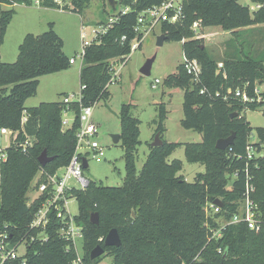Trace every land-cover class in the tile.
<instances>
[{"label":"trees","instance_id":"16d2710c","mask_svg":"<svg viewBox=\"0 0 264 264\" xmlns=\"http://www.w3.org/2000/svg\"><path fill=\"white\" fill-rule=\"evenodd\" d=\"M32 1L0 0V46L14 14L12 7L31 5ZM162 1L117 0L114 11L117 4L130 6L132 11L121 15L98 43L86 47L79 70L80 86H84L79 102L53 101L25 106L26 99L36 94L40 76L70 66L63 51V40L52 24L41 34L24 36L15 62L0 60V126L17 132L15 140L5 149V160L0 162V231L6 230L11 240H18L26 233L27 237L36 234L37 230L29 229L28 225L45 195H39L28 204L25 193L30 182L38 172L42 176L39 183L45 181L69 163L75 152L81 105L93 106L98 100L109 98V60L124 59L131 52L137 12ZM250 1L260 7L252 10L238 0H185L183 17L161 24L160 32L166 40L182 41L183 54L197 59L201 65L198 82H194L180 64L164 83L184 91L181 126L202 136L200 142L185 143L184 152L188 162L202 164L204 171L198 172L193 181H187L179 173L182 162L168 160L180 143L165 139L161 146L150 147L145 162L137 170L136 151L141 143L139 120L131 114L132 104H122L119 112L125 163L122 184L106 186L89 181L83 189L68 190V197L78 204L75 221L83 228L81 245L85 264H97L104 255L112 257V264H264V225L254 231L244 223L230 224L218 239L207 242L209 230L204 225L203 210L207 200L220 197L222 214L227 218L231 216L243 191V176L240 172L241 176L231 182L232 188L226 189L229 174L244 166V158L238 156L245 155L253 129L256 138L251 145L258 153L264 145V126L253 128L240 116L243 108L254 109L256 104H243L234 95L240 89L255 97L257 84L264 85V52L254 58L251 43L249 50L245 48L246 52L239 47L238 38L243 33H252L255 26L264 24V0ZM39 4L82 13L89 0H65L63 4L39 0ZM2 5L11 8L3 9ZM196 19L202 27H216L232 35L225 40L221 60L208 50L203 39L189 38V27ZM123 35L126 39L122 41ZM240 44L243 45L244 40ZM202 88H205L204 93H200ZM66 108L74 114V119L70 126L63 127L62 111ZM234 111L239 112L238 116L231 118ZM165 118V109L159 105L155 132H159L160 137ZM232 132L235 133L234 143L225 150L217 149L216 141ZM43 150L54 158L42 166L38 156ZM250 173L255 186L253 198L264 210V155L250 160ZM93 212L99 216L98 224L90 222ZM208 221L209 225H215L212 218ZM60 224L61 219L52 211L46 226L48 238L30 244L27 264H69L76 257L72 242L59 235ZM111 228L118 230L120 246L103 245ZM96 245L103 246L104 253L90 259L89 253ZM218 247L223 253L217 252ZM198 254L200 260L195 261ZM6 264H19V261Z\"/></svg>","mask_w":264,"mask_h":264},{"label":"rangeland","instance_id":"374dc122","mask_svg":"<svg viewBox=\"0 0 264 264\" xmlns=\"http://www.w3.org/2000/svg\"><path fill=\"white\" fill-rule=\"evenodd\" d=\"M65 1V0H64ZM63 0L60 3L63 4ZM240 4L249 6L255 5L250 0H238ZM3 9L11 8L2 5ZM117 7L120 8L119 4ZM14 14L9 22L3 42L0 46V60L4 63L16 61L19 45L27 33L41 34L53 25L55 33L63 40V51L68 58H73L68 69L40 76L36 94L27 98L26 107L37 106L41 102L62 101L64 95L80 93L79 70L82 66L81 53L83 45L81 41L82 25L86 40H93L95 34L93 28H98V23L107 22L114 10L109 6L107 0H89L88 7L82 13L72 12L52 7H44L35 0L31 5L16 4L12 7ZM198 20V19H196ZM252 33L245 32L239 40V47L251 51L258 58V53L264 52V24L255 26ZM191 36L189 38L203 39L204 44L210 52L221 60L225 49V40L232 36L227 31H221L216 27L193 28L189 27ZM160 29L156 27L147 34L139 48L132 50L124 63L122 60H115L112 65L117 75L112 83L108 84L110 96L108 99H100L92 106V121L97 126V134L93 140L103 149L100 160L92 157V151L81 148L79 151L87 159V168H83V177L88 181L101 183L106 186H120L125 176V163L123 159L124 148L121 141L114 143L112 135L120 133L119 112L122 104H132L131 114L139 120L140 144L136 151V168L139 170L150 150V144L154 139L158 120L159 105H163L166 118L163 121L164 132L161 139L169 142H179L177 147L168 157V160L177 159L182 162V174L187 181H193L198 172L204 171V166L197 162H188L184 152V144L200 142L202 136L192 129H185L181 126L183 118V90L181 88L168 87L165 85V78L177 71V67L183 61L182 41L164 40L162 45H157V36ZM249 33V34H248ZM189 38H185L188 40ZM184 39V40H185ZM244 40L241 45L240 41ZM247 44V45H246ZM246 46V47H245ZM246 52V51H245ZM154 56L150 74L144 75L140 72L141 66L147 59ZM218 62V67H221ZM264 67V64H263ZM114 76V75H113ZM158 78L160 81L155 82ZM258 94H255L254 109L243 108L240 116H244L253 127L264 126V85L257 84ZM261 102V103H260ZM67 118L73 121L74 114L68 113ZM255 129L249 138L255 141ZM11 138L9 135H0V148L5 149ZM264 155V145L260 153ZM65 172L63 167L57 169L56 174L62 176ZM38 172L29 184L25 193L26 201L31 204L39 195L37 186L42 176ZM68 187L81 189V185L74 179L67 180ZM66 210L72 216L78 213L77 201L70 197L67 200ZM22 250V249H21ZM77 250L83 253L80 242ZM97 264H112V257L104 255Z\"/></svg>","mask_w":264,"mask_h":264},{"label":"built area","instance_id":"2783aa9c","mask_svg":"<svg viewBox=\"0 0 264 264\" xmlns=\"http://www.w3.org/2000/svg\"><path fill=\"white\" fill-rule=\"evenodd\" d=\"M60 3V0H55ZM185 0H163L161 3L147 7L137 12L136 21L133 27V31L136 37L131 41L130 50H135L140 47L144 37L152 32L156 27L160 29L163 22H175L183 17V3ZM39 0H35L38 3ZM260 7L259 5H253L251 9ZM114 10V9H113ZM132 11L130 6H120L117 8L113 15L109 16L107 22L98 23V28H93L92 32L95 34L93 40H86V34L84 33V25H82L81 41L83 45V50L81 53V60L83 62V57L85 54V49L92 43H98L100 37L106 34L108 29L119 19L123 14ZM193 28L197 29L201 26L199 20H195L192 23ZM126 36L123 35L121 40H125ZM115 60H122L125 62L126 57L121 59L119 57L112 58L109 60V68L111 70L112 83L117 75V71L114 70L112 63ZM73 58H69V63H74ZM183 68L186 73L190 75L194 82H198L201 74V65L195 58H189L183 54L182 61ZM221 65V64H219ZM114 75V76H113ZM158 78L155 82H159ZM84 86H80L83 89ZM81 91V90H80ZM205 88L200 89V93H204ZM255 94H258L257 87L255 88ZM218 96V93H215ZM235 97L243 104L251 103L255 101V97H250L245 90L237 89L234 93ZM81 98V92L79 96L75 97V94L64 95L62 102L64 104H70L71 102H79ZM264 111V109H263ZM71 112L69 109H64L62 111V126H70L73 121H69L67 118L68 113ZM24 121V118L23 120ZM97 126L92 121V106L86 105L80 108L79 114V125L76 132V147L75 152L72 155L69 163L63 168L65 172L62 176H58L55 172L54 175L48 176L45 181H41L37 186L38 195H45L44 200L41 205L34 213L28 227L29 229L37 230L35 235L27 237V233L23 235L18 240H11L8 236L6 230L0 231V264H6L13 260L19 261V264H27V252L30 244L35 240L45 241L48 238L46 233V226L50 221V214L54 211L58 218L61 219V224L59 227V235L64 239L71 241L74 245L76 251V257L69 264H85L80 254L77 250L78 242L81 243L83 238V228L81 225L77 224L75 221V216H72L66 210V204L68 200V190L72 187L67 186V180L69 178H74L80 185L81 188H85L89 181L83 177V163L82 158L84 157L79 151L81 148H87L92 151V157L97 161L101 159L103 155L102 147L93 140L97 134ZM16 133L7 127L0 126V135H9L11 142L15 140ZM10 144V143H9ZM6 149V148H5ZM5 149L0 148V162L5 160L6 153ZM261 155L255 148L251 145V141L248 140L246 145V153L244 156H238L239 158H244V166L241 169H236L229 174V181L226 189H231V182L239 178L240 172L243 176V191L241 197L237 201L235 210L231 213L229 218L222 214V205H217L214 200H207L203 206L205 214L204 225L209 230L208 240L218 239L222 235L224 228L230 224L244 223L251 230L258 231L264 225V210H262L258 202L253 198V193L255 186L252 182V175L250 173V160ZM241 170V171H240ZM216 199V198H215ZM222 201L220 197H218ZM217 215V216H215ZM212 218L215 225H209L208 219ZM22 249V250H21ZM218 253H223L221 247L217 248ZM195 261L200 260L199 254L195 256Z\"/></svg>","mask_w":264,"mask_h":264},{"label":"water","instance_id":"95a60500","mask_svg":"<svg viewBox=\"0 0 264 264\" xmlns=\"http://www.w3.org/2000/svg\"><path fill=\"white\" fill-rule=\"evenodd\" d=\"M109 6L112 9H115L116 7V3L117 0H107ZM164 40H166V36L163 33H160L157 36V45H162V43L164 42ZM154 61V56L147 59L146 62L141 66L140 68V72L144 75H149L150 74V70H151V66L152 63ZM238 111H234L230 114V117H235L238 116ZM234 137H235V133L232 132L229 136L224 137V138H219L216 143H215V147L217 149L220 150H225L227 147H229L230 145H232L234 143ZM112 139L114 143H118L120 141V134L116 133L114 135H112ZM163 144V140L160 137V133L156 132L154 135V139L150 144V147H158L161 146ZM53 156H48L46 151L43 150L41 152V154L38 156V161L39 163L43 166L45 164H47L48 162L53 160ZM82 165L83 168L87 167V159L85 157L82 158ZM214 203L217 205H222V201L218 198L214 199ZM90 222L92 224H98L99 223V216L97 214V212H93L90 215ZM104 246H120L121 245V238L120 235L118 233V230L116 228H111L105 238H104V242H103ZM104 253V247L101 245H96L89 253V258L90 259H95L99 256H101Z\"/></svg>","mask_w":264,"mask_h":264},{"label":"crops","instance_id":"0c3cea01","mask_svg":"<svg viewBox=\"0 0 264 264\" xmlns=\"http://www.w3.org/2000/svg\"><path fill=\"white\" fill-rule=\"evenodd\" d=\"M15 6V5H14Z\"/></svg>","mask_w":264,"mask_h":264}]
</instances>
